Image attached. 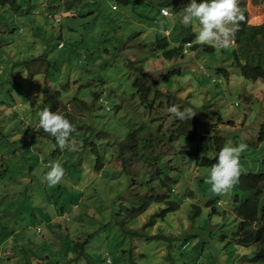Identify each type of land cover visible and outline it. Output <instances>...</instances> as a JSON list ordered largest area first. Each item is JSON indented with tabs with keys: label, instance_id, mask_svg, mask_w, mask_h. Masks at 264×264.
<instances>
[{
	"label": "rangeland",
	"instance_id": "374dc122",
	"mask_svg": "<svg viewBox=\"0 0 264 264\" xmlns=\"http://www.w3.org/2000/svg\"><path fill=\"white\" fill-rule=\"evenodd\" d=\"M136 1L16 0L17 14L0 6V264H246L253 256L254 247L238 244L234 210L254 193L234 186L213 195L205 182L211 167L200 162L215 159L218 145L245 143L240 175H264L262 81L241 76L233 43L185 46L184 55L165 59L155 45L162 32L196 44V25L180 22L189 0ZM163 7L174 15L162 17ZM240 7L248 25L264 26V0H240ZM140 76L152 87L146 102L133 85ZM155 89L175 98H156ZM55 92L84 133L75 139L78 150L67 147L62 159L51 156V135L38 124L45 95ZM169 103L196 113L191 140L170 133L175 122L164 123L174 118ZM135 129L142 156H122ZM94 146L104 153L100 172L88 154ZM65 160L82 169L64 177L80 187H49L50 165ZM165 179L168 200L128 216L142 205L135 194L157 196ZM259 192L262 205L264 183Z\"/></svg>",
	"mask_w": 264,
	"mask_h": 264
},
{
	"label": "trees",
	"instance_id": "16d2710c",
	"mask_svg": "<svg viewBox=\"0 0 264 264\" xmlns=\"http://www.w3.org/2000/svg\"><path fill=\"white\" fill-rule=\"evenodd\" d=\"M137 1H143V0H137ZM136 1V2H137ZM0 6L8 8L12 13L17 14L21 11V6L16 2V0H0ZM161 9V8H160ZM159 9V12H160ZM245 15V21L240 24V30L236 32L234 37L233 44L235 45V49L233 52V58H234V66L239 69V72L241 76L245 80L249 81H262L264 83V26H250L247 24L248 15L244 9H242ZM188 30L187 28H184ZM169 31V30H168ZM167 32H162L161 34L157 35L155 39V45L156 49L162 50L164 52V58L165 59H173L177 56L184 55L185 52V46H188L191 44L190 49L194 51L197 47L200 45L195 44L192 45L190 37L184 36V38H178L174 37L173 35L176 34V32L169 31V34H165ZM182 33H179L181 35ZM185 35V34H184ZM191 36V35H190ZM169 39V40H168ZM257 39H260L262 41L261 45H258ZM172 45H174V48H170V42ZM206 46V45H205ZM189 47V46H188ZM206 48L213 50L212 47L206 46ZM243 61L245 63H243ZM139 73H142V69L139 68L137 70ZM175 72H171L167 75H163V79H166L168 76L173 75ZM223 73L226 75V72L223 71ZM141 77V76H140ZM134 87L136 88L138 94L141 96L142 102L148 101V96L152 92V87H149L146 80L143 79V76L141 78H137L134 81ZM153 85H157V82L153 83ZM155 97L159 98H167L170 101L175 98L174 95L171 97L169 94L167 96H162L160 92H158L155 89ZM59 92H55L54 94H46L44 98V108H49L50 111L56 112L62 116H64L66 119L70 121L74 128L76 129V132L72 134L71 139L75 140L79 136H82L83 130L81 127L77 126L76 123V117L72 113L66 111L68 110L66 107L61 108L60 100H59ZM171 95V94H170ZM155 105V104H154ZM172 106L171 103L168 104V108ZM180 108V107H179ZM182 110V108H180ZM171 115V114H169ZM167 115L162 114V119L165 118ZM175 122L174 125L169 127L170 133L174 134L173 136H182L185 140H191L193 138L190 134H192L194 130V122L193 120L189 121H180L175 118H173V121H168L167 119L164 121V123H170ZM36 131V130H35ZM138 132H140L139 129L133 130L128 135V140H132L133 143L130 146L123 145L120 147V151L122 152V156L124 153H131L135 154L137 152L138 155H141V149L140 147L143 146L142 142H137ZM38 136H42L43 134L36 132ZM163 138H166L165 135H163ZM150 139H153L152 136H150ZM160 138H157L156 141H158ZM216 140V139H215ZM220 143L222 142V139H217ZM258 140L260 142L264 141V124H262L259 128L258 132ZM155 141V142H156ZM151 141H145V143H150ZM48 145L51 146L52 153L51 156L53 158L59 157L61 155V159L64 158V154L67 151V147L63 150H60L56 144L54 138L51 136L49 138ZM222 148V145L217 146V151L219 153L220 149ZM125 149L128 151L126 152ZM58 156H55V155ZM90 155L93 157V167L97 172H100L102 168L103 162V155L102 154V148L94 146L89 151ZM218 156V155H217ZM216 159L210 160L208 158H203L200 162L201 166H207L211 167L215 162ZM79 158L77 160V163L79 164ZM61 166L64 168L65 173H67L68 170H70V177L76 178L75 172L79 174V171L82 169H79V166L76 168V165L73 160H68V162L65 160L64 164H61ZM75 169V170H74ZM74 170V171H73ZM126 170V169H125ZM83 173V171H82ZM163 171L161 169H156V174H161ZM69 174V173H68ZM66 174V175H68ZM65 175V176H66ZM68 179H63L60 184L62 185H71V186H78L76 183H68ZM169 183L168 179L162 180L159 183V186L161 189H164L167 187ZM264 183V175L263 174H246L242 175L239 178L238 184H236V187L238 190L242 192H253L254 195L252 198L246 200L244 203L240 204L237 208H235L234 213L238 219L241 221L240 230L237 234H235L238 244L242 247L250 248L254 247L255 251L251 258H249L246 261V264H264V204L261 205V197H260V189L261 186ZM63 188V187H62ZM61 193L66 197V193L69 192L67 188L60 189ZM171 192V191H170ZM168 191L164 189L161 191L160 194L157 196L151 192H149V196H143L141 194H135L134 197H144L142 199V205L136 210L128 211L126 210L128 216L137 217L145 212V210L149 207L151 203L154 202H165L167 201ZM67 203V202H66ZM212 203V201H211ZM169 204V203H167ZM172 204V202H171ZM65 205V204H63ZM76 205L73 206V210L76 209ZM178 209V205H175L174 208L169 207L168 209L163 210L160 215L162 216L165 212L175 211ZM132 214V215H131ZM35 218H39L38 215H35ZM42 219L39 220L38 223H40ZM43 223H45L43 221ZM255 224V226H254ZM37 228H40L37 226ZM15 239V237L13 238ZM20 244H29L31 245L30 240L23 242L22 239H18Z\"/></svg>",
	"mask_w": 264,
	"mask_h": 264
},
{
	"label": "clouds",
	"instance_id": "9594fccd",
	"mask_svg": "<svg viewBox=\"0 0 264 264\" xmlns=\"http://www.w3.org/2000/svg\"><path fill=\"white\" fill-rule=\"evenodd\" d=\"M160 15L169 18L174 15V12L170 7H163L160 9ZM244 21L245 15L240 7V0H200L199 3L197 0H189V3L183 7L180 19L185 27L196 25V44L221 49L229 48L232 45L235 34L240 30V24ZM188 46L191 47V44ZM168 112L180 121H189L196 115L192 109L181 110L176 105L170 106ZM38 117L39 127L54 138L55 144L60 150L66 147L70 151L78 150L76 141L71 139L76 129L68 119L50 111L47 107L39 112ZM82 146V144L79 145V147ZM247 147V144L240 143L237 146L228 144L220 149L216 162L211 166L209 176L205 181L211 185L213 195L226 196L238 184L239 178L242 176L240 175V156ZM50 168L51 170L45 174L44 180L49 187H55L62 182L66 173L59 162L52 163Z\"/></svg>",
	"mask_w": 264,
	"mask_h": 264
},
{
	"label": "crops",
	"instance_id": "0c3cea01",
	"mask_svg": "<svg viewBox=\"0 0 264 264\" xmlns=\"http://www.w3.org/2000/svg\"><path fill=\"white\" fill-rule=\"evenodd\" d=\"M263 84V83H262ZM263 86H264V84H263ZM261 90H262V86H261ZM20 230H17L16 232L18 233ZM23 242H25L24 240H22Z\"/></svg>",
	"mask_w": 264,
	"mask_h": 264
}]
</instances>
